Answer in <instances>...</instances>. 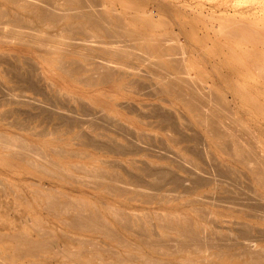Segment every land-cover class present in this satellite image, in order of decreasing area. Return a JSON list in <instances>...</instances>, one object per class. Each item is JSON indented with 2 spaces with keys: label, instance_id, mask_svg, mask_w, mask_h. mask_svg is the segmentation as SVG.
I'll use <instances>...</instances> for the list:
<instances>
[{
  "label": "rangeland",
  "instance_id": "obj_1",
  "mask_svg": "<svg viewBox=\"0 0 264 264\" xmlns=\"http://www.w3.org/2000/svg\"><path fill=\"white\" fill-rule=\"evenodd\" d=\"M97 2L99 7L110 17L112 23H122L131 32L137 43L138 54L136 52L137 56H134L127 51V55L129 57L133 55L131 57L133 59L124 56L126 54L124 51H121L122 53L112 51V48L102 46V44L97 47L98 42L104 41L101 29L91 26L83 19L74 18L72 12H68L70 15L68 14L65 20L58 22L59 24L40 25L39 33L36 32L39 35L35 34L31 38L25 35L21 37L12 32L11 28L15 26L16 19L20 18L17 16L28 17V12L20 7L23 0L18 5L7 0H0V97H2L0 98V137L6 140L11 138L10 141L14 140V142L25 141L26 146L32 147L31 153L28 152L27 155L14 154L7 149L0 148V233L13 234L28 230L36 238L42 230L46 229L55 238V248H57L55 250L63 251L64 249L63 252H65V254L55 255L50 251H40L36 257H18L14 251L15 242L8 237H1L0 257L5 259L7 256H11L10 258L18 264H26L29 261L33 264H79L78 257L73 252L79 246L75 241L77 238L92 239L94 244L98 242L96 245L99 254L106 257L107 261L112 262L117 256H120L130 259L132 264H146L144 259L147 256L153 257L152 260L155 261L161 260L162 264H248V258L241 254L240 249L244 238L240 234L238 235L240 229L236 230L235 228H240L242 224L250 225L254 236L256 235V238L253 236L254 242L257 243L256 247L260 248L264 246V239L258 238V230L255 229H264V220L254 217L252 212L247 209L231 205L228 201L224 204L226 198L223 195L227 196L226 194H228V190L225 188L230 187V189L243 194V191H248L252 186L255 191H249L254 194L258 193L254 196L264 200V182L260 181L261 174L257 172L258 168H264V0H97ZM59 5L61 8H67L66 4ZM4 10L7 13L4 14ZM4 21L5 23H3ZM71 28L74 34L69 30ZM81 29L84 32L85 30L90 32L89 34L88 32L87 34H85L86 32L80 33ZM78 30L79 32H77ZM64 36L68 39L74 37L73 40L76 39L75 37L85 40H82L84 43L79 39L77 41L81 43H76V40L75 43L69 41L71 42L69 44L68 40L65 42L61 40V37L66 39ZM98 38L100 40L96 41ZM19 39L23 41L21 42ZM27 40L30 41L28 44ZM128 41H130L129 37L126 41H118V43L121 45ZM42 46L44 47L42 48ZM182 46L184 51L181 50ZM123 47L125 48V46ZM154 47L156 50L153 49ZM3 56L7 61L2 60ZM138 57L141 58L138 59ZM172 57L177 61H183L182 64L177 63ZM76 60L79 65L81 62L85 67L77 65ZM107 62L109 65L114 64V71H112L114 73L109 79H101L99 73L102 67L109 66ZM153 62L154 66H152ZM34 64L35 70L32 69ZM65 64L70 69H75L71 72L59 69L60 65ZM257 64L261 65L257 66ZM176 65H182L188 77H193L191 80H195L194 82L201 88H209L206 90L210 91L209 95H213L211 98L218 99L216 101L222 104L219 105L215 100L204 103L205 108L203 106L201 109L206 110L207 118H201L200 107H194V103L185 99L190 95L187 86H181V90L185 92V94L183 93L185 98L182 95L178 96L179 93H176L178 91L170 86L171 76H175L177 73ZM94 66L95 68H93ZM9 68L13 71H7ZM17 68H20V71L15 70ZM27 68L30 70L29 72ZM21 72L24 74L23 78L20 75ZM90 75H94L91 80L87 79ZM26 77L29 80L34 78V82L38 80L37 83L32 82L37 87L36 89L31 86L29 80L28 82L25 80ZM138 80L141 82L138 83L141 85V89L136 83L139 82ZM16 84L23 85L21 87L18 85V87ZM158 87L162 91L158 90ZM21 88L22 90H20ZM17 94L23 98L15 97ZM11 96H14L17 101L14 102ZM10 99L13 102H10ZM19 99L24 101L19 103ZM57 102L65 105L61 104L62 106H60ZM70 104L73 108L69 107ZM79 104L81 105L79 106ZM156 106H159L158 110H155L156 114L162 113L164 117L161 114L156 117L152 116L156 115L152 110ZM216 106L229 107L227 110L226 107L219 109L220 107ZM86 107L93 114L102 113L100 114L102 119L95 123L100 125L99 127H95V124L89 125L94 123L92 120L86 122L91 119V114L87 116L88 119L83 118L86 116L85 111L88 110ZM53 109H57L56 112ZM221 110L224 112L222 113ZM28 111L32 113V116L28 117ZM57 111L59 112L57 113ZM49 112L52 113L51 116H48ZM71 112L78 116L74 115L73 124H71V119L74 117ZM59 113L61 116L58 115ZM70 113L72 118L66 119L65 117L68 115L70 117ZM145 113L146 115H144ZM168 115H175V118L171 117L170 120ZM76 118L84 120L85 123L77 122ZM165 119H169L170 123ZM102 120L107 124L104 122L102 125ZM10 121L14 123L11 124ZM108 121L112 122V125ZM211 121H217L218 129L216 131L212 128L217 125ZM172 123H175L177 127L181 125L182 128L180 127L178 130L176 126L173 127ZM118 125L123 126L125 132L128 130L132 131L131 134L135 132L133 135L135 137L129 136L128 133L125 134L122 129V131L119 130L121 132H117ZM139 133L141 134L139 135ZM197 133L200 135L199 137H197ZM150 135L151 137H149ZM152 136L153 141H151ZM189 136L196 137L198 140L203 138L201 142L204 144L196 139L191 140ZM90 138L91 144L88 145L87 142ZM194 141L199 143V149L203 148L200 150L201 152H195L193 149L197 148V143ZM239 141L242 146H245V149L240 148V151L236 149ZM227 144L232 146H230L231 150ZM125 145L126 147L119 150L121 152L116 153L117 148L121 149ZM33 149L34 151L38 149L35 155ZM250 151H254V156L257 155L256 159H253V155H249ZM40 154H44L45 158H41ZM162 155L164 157H161ZM172 156H174L173 159ZM179 156L184 161L179 160L181 158ZM174 159L183 164L186 163L187 169L193 164L199 170H202L201 167H203L204 171L209 172L207 174L215 178L218 176L215 175L216 171L212 170L216 168L217 164L223 169L232 170L234 172L231 171L233 175L231 180L238 176L236 179L240 183L241 189L244 188V190L239 191L240 185L235 184L237 182L235 179L234 183L231 181L234 186L230 181V185L223 182L199 187L198 185L193 186L189 180L190 173L183 169L184 166L180 167ZM187 160H191L189 165ZM261 161L262 164H259ZM145 162L147 163L145 164ZM148 164L152 165L150 167H170V171L173 170L179 176H185L186 184L191 186V191L183 189V186L175 187L176 184L166 180L167 184L164 182L161 185L163 181L159 184L161 188L157 187V189L154 186L151 189H157L153 190L156 193H154L156 197H153V192L150 189L142 190L141 186H138L139 184L149 185L147 180L153 181L152 184L157 182L156 176L151 174H149L151 176H146L148 172L145 171L147 173L145 175L144 169L140 170L141 167ZM95 171H101V175L105 179L102 177L103 180L100 182L98 179H93V176L90 179L88 175L95 174ZM113 174L118 177L120 182L123 180L128 188L126 186L124 191H118L116 185L125 186V184L116 182ZM132 174L133 176H131ZM135 176L144 179L138 180L139 184L137 181V184L128 181L130 179L137 180ZM183 179L185 180L184 177ZM247 182L251 186L247 185ZM237 184L239 187L236 186ZM245 185L250 187L247 189ZM172 189L174 190L171 191ZM181 191L183 194L179 193ZM204 194L206 195L204 196ZM215 195L220 196L223 200L217 202L220 204L209 203V201L220 199L215 198ZM48 198H57L62 202H72L73 205L86 208L88 211L93 210L116 231V235L118 233L121 235L123 243L120 244L119 238H112L101 231L92 233L87 229L74 228L68 224L71 215L48 210L46 206ZM198 207L202 209L199 210ZM205 210L209 212L205 213ZM206 216L207 218H205ZM116 217L132 221V229L130 226L124 228L120 222L121 219L117 220ZM184 218L199 226L201 232L205 230L213 236L230 234L234 240H238L231 250L236 251L238 256L229 259L226 254H221L222 251L219 252L216 248L207 249V252L199 254L186 250L165 254L164 246L147 245L146 241L151 238L150 235L153 237L152 239L158 237V234L162 238L173 236L174 239L176 237L178 239L180 236L174 228L179 227L180 220ZM166 222L172 223V230L161 227V224ZM13 224L15 229L12 231ZM143 224L147 225L145 231L140 229ZM135 230H138L139 233ZM155 230L156 234H154ZM126 241L128 244H125ZM85 248L91 249L92 247L86 244ZM155 248H158L160 252H157ZM129 254L132 256L135 254L138 257L131 256V258L128 257ZM7 264L14 263L11 261ZM84 264L89 263L84 262Z\"/></svg>",
  "mask_w": 264,
  "mask_h": 264
},
{
  "label": "bare ground",
  "instance_id": "obj_2",
  "mask_svg": "<svg viewBox=\"0 0 264 264\" xmlns=\"http://www.w3.org/2000/svg\"><path fill=\"white\" fill-rule=\"evenodd\" d=\"M8 2H10V3H13V4H16V5H18V3H20L22 0H7ZM59 4H66L67 5V8L66 9H64V8H61L60 7V5ZM58 5V6H57ZM20 7H22V9H24L26 12H28V17L26 18L25 16H24V18H21V17H23V16H17V18L18 17H20V18H18V19H16V24H15V26H13L12 28H11V30H13L12 32H14V33H16V34H18V35H20L21 37L23 36V35H25V36H27V37H34V35L36 34V32L38 31V30H40L39 29V26L40 25H42V24H47V23H49V24H57L58 22H61L62 20H65V18H67L66 16L70 13V12H72V14H73V17L74 18H77V19H83V20H85V21H87L88 23H90V25L91 26H93V27H98V28H100L101 29V31H102V34H103V36H104V41H102L101 40V42L102 43H97L96 44V46L97 45H101L102 44V46L103 45H105V46H108V47H110V48H112V51L114 50V51H118V52H121V51H124L126 54L124 55V56H128L127 55V51H129V53L131 52L132 54H134V56H137L135 53L137 52V54H138V51H136L137 50V43H136V40L133 38V36H132V34H131V32L127 29V28H125V26L122 24V23H120V24H116V23H112V21H111V19H110V17L104 12V10H102L100 7H99V5H98V2H97V0H23V3L22 4H20ZM136 8V7H135ZM3 12V11H2ZM5 10H4V14H5ZM69 12V13H68ZM7 13V12H6ZM115 14H116V12H115ZM149 14V13H148ZM1 15H2V13H1ZM15 15V14H14ZM70 15V14H69ZM117 15H118V12H117ZM117 15H116V17H117ZM120 15V14H119ZM4 16V15H3ZM131 16V15H130ZM6 18V17H5ZM4 18V19H5ZM8 18V17H7ZM119 19H120V17H119ZM122 19V18H121ZM1 22H2V20H1ZM13 22V21H12ZM3 23H5V21L3 22ZM14 23H15V21H14ZM87 23V24H88ZM59 24V23H58ZM78 24V23H77ZM4 26V25H3ZM3 26H2V28H3ZM45 26V25H44ZM78 26H79V24H78ZM83 26V25H82ZM88 26V25H87ZM70 27V26H69ZM72 27H73V24H72ZM76 28H77V26H76ZM75 27H74V31H75V29H76ZM64 29V28H63ZM66 30H68V29H66ZM69 30H71V33L72 34H74V31H73V29L71 28V29H69ZM82 30V29H81ZM77 32H79V30L77 31ZM84 31L82 30L80 33H83ZM86 32V33H85ZM85 34H87V32L88 31H86L85 30ZM90 32V31H89ZM89 32H88V34H89ZM232 32V31H231ZM237 32V31H236ZM37 33H39V31L37 32ZM230 33V32H229ZM9 34V33H8ZM53 34H54V32H53ZM91 34V33H90ZM165 34V33H164ZM238 34V33H237ZM12 35V34H11ZM36 35H39V34H36ZM41 35V34H40ZM54 35H56V34H54ZM92 35V34H91ZM90 35V36H91ZM94 35V34H93ZM16 36V35H15ZM158 36H160L159 34H158ZM9 37V36H8ZM21 37H18V38H20L21 39ZM55 37H57V36H55ZM65 38H66V36H64ZM92 37V36H91ZM130 38V41H128V42H124V43H122L121 45L118 43V41H126V39L127 38ZM164 37V36H163ZM5 38V37H4ZM12 38V37H11ZM45 38H46V35H45ZM73 39H74V37H72ZM76 39V41L79 39V38H77V37H75ZM131 38H132V40H131ZM8 39H10V37L8 38ZM19 39V41H23V40H20ZM73 39H68V38H66L65 40H64V38L63 37H61V40L63 41V42H65V41H67L68 40V42L69 41H74V43L76 42L75 40H73ZM102 39V38H101ZM168 39H169V37H168ZM80 41H84L85 39H79ZM99 41L100 40V38H98V39H96V41ZM172 39L170 38V41H171ZM80 41H77L76 43H81ZM82 41V43H84ZM169 41V42H170ZM30 41H28L27 40V44L29 43ZM71 42H69V44H71ZM166 42V41H165ZM173 42H174V40H173ZM73 43V42H72ZM176 43V42H175ZM175 43H174V45H175ZM169 44V43H168ZM170 44H171V42H170ZM75 45V44H74ZM123 46H125V48L123 47ZM41 47V46H40ZM44 46H42V48H43ZM98 47V46H97ZM179 47V46H178ZM177 47V48H178ZM52 48V47H51ZM86 48V47H85ZM146 48V47H145ZM182 49V51H184V48H183V46L181 47ZM125 49H126V51H125ZM147 49V48H146ZM153 49H155L156 50V47H154ZM92 50V49H91ZM106 50V49H105ZM134 50H135V52H134ZM96 51V50H95ZM140 51H142V50H140ZM139 51V52H140ZM72 52H74V51H72ZM99 52V51H98ZM107 52V51H106ZM105 52V53H106ZM123 52V53H124ZM78 53V52H77ZM122 53V52H121ZM128 53V54H129ZM163 53V52H162ZM166 53V52H165ZM164 53V54H165ZM258 54V53H257ZM13 55V54H12ZM143 55V54H142ZM117 56H118V54H117ZM122 56V55H121ZM133 56V55H132ZM131 56V57H132ZM140 56V55H139ZM4 57V56H3ZM3 57H1V58H3ZM7 57V56H6ZM85 57V56H84ZM129 57V56H128ZM131 57H129V59L131 58ZM169 57H170V55H169ZM139 58H141V57H138V59ZM175 58V57H174ZM220 58V57H219ZM4 59H6L5 57H4ZM4 59H2L3 61H7V59L6 60H4ZM99 59H102V58H99ZM104 59V58H103ZM131 59H133V58H131ZM172 59H173V57H172ZM1 60V59H0ZM28 60V59H27ZM108 60V59H107ZM141 60V59H140ZM151 60V59H150ZM149 60V61H150ZM173 60H175L177 63H179V64H182V62H180V61H177L176 59H173ZM182 60V59H181ZM29 61V60H28ZM28 61H27V63H28ZM31 61V60H30ZM100 61H102V60H100ZM76 63H77V60L75 61ZM114 62V61H113ZM157 62V61H156ZM17 63V62H16ZM26 63V64H27ZM64 63V62H63ZM108 63V65H109V62H107ZM8 64H10V63H8ZM11 64H13V63H11ZM113 63H111V65H112ZM151 64H152V62H151ZM156 64V63H155ZM158 64V63H157ZM175 64V63H174ZM173 64V65H174ZM20 65V64H19ZM30 65H31V63H30ZM77 65H79V63H77ZM80 65H82V68L83 67H85V66H83V64H81V62H80ZM79 65V66H80ZM111 65H109V66H107V67H102V70H101V72L99 73V77L102 79V78H104V79H109V77L111 76V74L112 73H114V72H112V71H114V64L111 66ZM261 65V64H260ZM260 65H258L257 64V66H260ZM17 66V65H16ZM100 66V65H99ZM105 66V65H104ZM129 66H131V65H129ZM149 66H150V64H149ZM152 66H154V62H153V65ZM157 66V65H156ZM13 67V66H12ZM31 67V66H30ZM76 67V66H75ZM81 67V66H80ZM161 67V66H160ZM16 68V67H15ZM79 68V67H78ZM93 68H95V66L93 67ZM92 68V69H93ZM96 68H97V66H96ZM186 68V67H185ZM20 69V68H19ZM18 68L17 69H15V70H19ZM32 69H34L35 70V64H34V68H33V66H32ZM59 69H62V70H64V71H69V72H71V71H73L74 69H70L69 68V66H66V64L65 65H60L59 66ZM86 69V68H85ZM88 69H90V68H88ZM161 69V68H160ZM188 69V68H187ZM10 70V68L7 70V71H9ZM27 70H28V68H27ZM131 69L129 68V71H130ZM133 70V69H132ZM175 70L177 71V73H176V75L175 76H171V79H172V81L171 82H169V84H170V86L173 88V89H176L178 92H176V93H179L178 94V96L179 95H184L185 94V92H183L184 90H181V86L182 85H185V86H187L188 88H189V96H187V94H186V98H185V96H183L186 100H188L189 102H192V103H194L195 104V106L194 107H200V109H201V107H203L204 105V103H208V102H212V101H214L215 100V98L213 97V98H211V96H213V95H209L210 94V91H207L206 89H208L209 90V88H206V85H205V88L206 89H204V88H201L196 82H194L195 80H191L192 78H189L188 77V74H186V71H185V69H184V67H182V65H176V67H175ZM10 71H13V70H10ZM20 71V70H19ZM30 70H28V72H29ZM138 71V70H137ZM163 71H165V70H163ZM34 72V71H33ZM121 72V71H120ZM119 72V73H120ZM167 72H169V71H167ZM14 73V72H13ZM18 73H20V72H18ZM23 72H21V76H22V78L24 77L23 75L24 74H22ZM94 73V72H93ZM92 73V74H93ZM118 73V74H119ZM122 73V72H121ZM140 73H142V72H140ZM15 74V73H14ZM14 74H12V75H14ZM17 74V73H16ZM26 74H28L27 73V71H26ZM32 74V73H31ZM90 74H91V72H90ZM147 74H150V73H147ZM18 76H19V74H17ZM30 75V74H29ZM32 75H34V74H32ZM151 75H152V73H151ZM154 75V74H153ZM156 75V74H155ZM15 76V75H14ZM18 76H16L17 78H18ZM20 76V77H21ZM94 76V75H93ZM93 76L92 75H90V76H88V78L87 79H89V80H91L92 78H93ZM157 76V75H156ZM13 77V76H12ZM19 77V78H20ZM28 77V76H27ZM26 77V81L28 82V78ZM31 77V75L29 76V78ZM95 77H96V75H95ZM82 78V77H81ZM103 79V80H104ZM16 80H18V79H16ZM20 80V79H19ZM21 81H22V79H21ZM30 82H31V84H32V82H34V78H33V80H29ZM38 81V80H37ZM37 81H35L36 83H37ZM131 81V80H130ZM135 81H137V80H135ZM139 81V80H138ZM151 81V80H150ZM18 82V81H17ZM29 82V83H30ZM34 82V83H35ZM164 82V81H163ZM199 82V81H198ZM34 83L31 85V86H33V88L34 89H36L37 87H35V85H34ZM86 83V82H85ZM129 83H131V82H129ZM137 84L139 83H141L140 81L139 82H136ZM182 83V84H181ZM137 84H135V85H137ZM138 84V85H139ZM154 84V83H153ZM201 84H203V83H201ZM17 86L18 85H20V84H16ZM15 85V86H16ZM23 84H21L20 85V87L22 86ZM37 85V84H36ZM44 85V84H43ZM155 85V84H154ZM204 85V84H203ZM3 86V85H2ZM30 86V88L32 89V87ZM140 86L141 85H139L138 87L140 88ZM19 87V86H18ZM26 87V86H25ZM28 87H29V85H28ZM42 87V86H41ZM208 87V86H207ZM4 88V87H3ZM6 88V87H5ZM11 88V87H10ZM15 88V87H14ZM43 88V87H42ZM47 88V87H46ZM49 88V87H48ZM150 88V87H149ZM148 88V89H149ZM222 88H223V86H222ZM141 89V88H140ZM212 89V88H211ZM233 89V88H232ZM246 89V88H245ZM3 90V89H2ZM20 90H22V88L20 89ZM51 90V89H50ZM151 90H153V89H151ZM155 90V89H154ZM158 90H160V91H162L161 89H160V87H158ZM213 91V90H212ZM6 92V91H5ZM33 92H34V90H33ZM137 92V91H136ZM215 92V91H214ZM3 93V92H2ZM52 93V92H51ZM158 93H160V92H158ZM184 93V94H183ZM212 94H213V92H211ZM5 94V93H4ZM46 94V93H45ZM64 94V93H63ZM235 94V93H234ZM237 94V93H236ZM23 95V94H22ZM52 95H53V93H52ZM177 95V94H176ZM8 96V95H7ZM19 96H21V95H19ZM18 96V94H17V96H15V97H19ZM57 96V95H56ZM5 97H6V95H5ZM12 97H13V99H14V96H11V99H12ZM22 97V96H21ZM55 97V96H54ZM219 97V96H218ZM0 98H2V97H0ZM8 98V97H7ZM10 98V97H9ZM20 98V97H19ZM23 98V97H22ZM56 98V97H55ZM257 98V97H256ZM10 99V100H11ZM21 99V98H20ZM20 99L18 100V101H20ZM61 99V98H60ZM65 99H67V98H65ZM219 99H220V97H219ZM6 100V99H5ZM32 100H34V99H32ZM46 100V99H45ZM216 100H218V99H216ZM215 100V102H219V101H216ZM17 101V99L15 98L14 99V102H16ZM24 100H22V101H20L19 103H21V102H23ZM49 101V100H48ZM61 102H62V100H60ZM65 101H67V100H65ZM65 101H64V103H65ZM10 102H13V100H11ZM26 102H28V100H26ZM25 102V103H26ZM30 102V101H29ZM54 102V101H53ZM61 102H57V103H59L60 104V106H64L65 104H62ZM83 102V101H82ZM215 102H214V104H215ZM18 103V102H17ZM220 103V102H219ZM218 103V104H219ZM54 103H52V105H53ZM62 104V105H61ZM84 104V103H83ZM197 104V105H196ZM45 105V104H44ZM55 105V104H54ZM81 104H79V106H80ZM193 105V104H192ZM217 105V104H216ZM219 105H222V104H219ZM83 106V108H85L84 107V105H82ZM31 107H33V106H31ZM36 107H37V105H36ZM54 107V106H53ZM69 107H72L73 108V106H71V104H70V106ZM89 107V106H88ZM136 107V106H135ZM134 107V108H135ZM159 106H156V108H154V109H152L153 111H155V110H158L157 108H158ZM216 107H220V106H216ZM224 107H226V106H224ZM224 107H220L219 109H221V108H224ZM229 107V106H228ZM228 107H226V109L228 108ZM42 108V107H41ZM55 108V107H54ZM87 108V107H86ZM160 108H162V107H160ZM204 108H205V106H204ZM10 109V108H9ZM20 109V108H19ZM22 109V108H21ZM47 109V108H46ZM88 109V108H87ZM151 109V108H150ZM203 109V108H202ZM201 109V110H202ZM226 109H224V110H226ZM241 109V108H240ZM7 110V109H6ZM6 110H5V112H6ZM14 110V109H13ZM27 110H29V109H27ZM27 110H26V112H27ZM48 110V109H47ZM54 111L55 110H57V109H53ZM74 110V109H73ZM80 110H82V109H80ZM84 110H86V109H84ZM137 110V109H136ZM159 110H161V109H159ZM192 110V109H191ZM205 110V109H204ZM204 110H202L201 112H200V117L201 118H204V117H206L207 118V114H206V110H205V112H203ZM208 110V109H207ZM223 110V109H222ZM221 110V112L223 113L224 111H222ZM228 110V109H227ZM242 110V109H241ZM7 111H11V110H7ZM23 111V110H22ZM44 111H45V109H44ZM52 111V110H51ZM50 111V112H51ZM53 111V112H54ZM67 111H70V110H67ZM67 111H65V114H67L66 112ZM72 111V110H71ZM87 111V112H86ZM85 111V113H86V116L85 117H83V118H87V116H89L90 114V118L91 119H89V120H87L86 122L88 123V121H90V120H92V121H94V123H90L89 125H91V124H95V123H98V121H100L102 118V116L100 115V114H102L101 112H100V114L98 115V114H93L92 113V111L90 112V110L88 109V110H86ZM99 111V110H98ZM209 111V110H208ZM20 112V111H19ZM29 112V111H28ZM42 112V111H41ZM47 113L48 114V116L50 115L51 116V114L52 113ZM56 112V111H55ZM59 111H57V113H58ZM62 112H64V110H62ZM162 112V111H161ZM167 112V111H166ZM170 112V111H169ZM10 113H12V112H10ZM10 113H8V114H10ZM21 113V112H20ZM69 113V112H68ZM71 113H73V115L71 114ZM70 113V117H69V115L67 116V117H65L66 119H71L72 117H71V115L74 117V112H71ZM96 113V112H95ZM97 113H99V112H97ZM144 113V112H143ZM157 112L155 111V114H156ZM168 113V112H167ZM167 113H164V114H167ZM207 113H209V112H207ZM227 113V112H226ZM2 114V113H1ZM28 114V117H29V115H31L32 113L31 112H29V113H27ZM61 113H59L58 115L59 116H61L60 115ZM158 114H161L162 115V113H158ZM158 114H156V115H152L153 117L155 116H158ZM4 115H6V114H4ZM11 115V114H10ZM64 115V114H63ZM63 115H62V117H63ZM79 115V114H78ZM144 115H146V113L144 114ZM151 115V114H150ZM172 115H173V113H172ZM172 115H168V116H170L169 117V119L172 117V118H175L174 116H172ZM215 115V114H214ZM9 116V115H8ZM7 116V117H8ZM32 116V115H31ZM45 116H46V114H45ZM75 116H77V115H75ZM79 116H81V115H79ZM163 117H164V115H162ZM181 116V115H180ZM78 117V116H77ZM165 117H167L166 115H165ZM32 118V117H31ZM81 118V117H80ZM209 118V117H208ZM60 119H62V118H60ZM75 119V117L74 118H72L71 119V124H73L74 122L72 121V120H74ZM77 119V118H76ZM82 119V118H81ZM88 119V118H87ZM168 119V120H169ZM22 120V119H21ZM78 121L77 122H79L80 123V121H83V123H85L84 122V120H80V119H77ZM104 120H105V118H104ZM104 120H102L103 122H102V125H103V123L106 121H104ZM167 119H165V121H166ZM167 120V121H168ZM171 120V119H170ZM15 121V120H14ZM91 121V122H92ZM111 121V120H110ZM148 121V120H147ZM160 121V120H159ZM198 121V120H197ZM11 122V121H10ZM17 122V121H16ZM20 122V121H19ZM18 122V123H19ZM22 122H23V120H22ZM25 122H26V119H25ZM41 122H42V120H41ZM70 122V121H69ZM107 122V121H106ZM105 122V123H106ZM163 122V121H162ZM209 122V121H208ZM211 122H215V121H211ZM211 122H210V124H211ZM217 122V121H216ZM215 122V123H216ZM14 122H11V124H13ZM17 123V124H18ZM108 123H110L109 121H108ZM112 123V122H111ZM110 123V125H112ZM119 123V122H118ZM118 123H116V124H118ZM148 123V122H147ZM167 123V122H166ZM168 123H170L169 121H168ZM16 124V123H15ZM21 124V123H20ZM20 124H19V126H20ZM25 124V123H24ZM56 124H57V122H56ZM70 124V126L72 127V125ZM107 124V123H106ZM106 124H105V126H106ZM122 124V123H121ZM150 124V123H149ZM179 124V123H178ZM177 124V125H178ZM47 125V124H46ZM101 125V126H102ZM109 125V124H108ZM172 125H173V127L175 128V126H176V124L174 123H172ZM180 125V124H179ZM216 125L217 126H215V128L213 127L212 129L213 130H217L218 129V124L216 123ZM22 126H25V125H23L22 124ZM21 126V127H22ZM26 126H27V124H26ZM81 126V125H80ZM99 127L98 125H96L95 124V127ZM119 126V128H117V132H121L122 130H123V132L125 133V134H127L128 133V135L129 136H133L134 135V133L135 132H133V134H131L130 132H132V131H130L129 132V130H128V132H125L124 131V127L122 128L121 127V125H118ZM117 126V127H118ZM21 127H19V128H21ZM52 127V126H51ZM89 127V126H88ZM94 127V128H95ZM177 127V126H176ZM180 127H181V125H180ZM179 126L176 128V129H178V128H180ZM23 128V127H22ZM108 128V127H107ZM106 128V129H107ZM110 128V127H109ZM113 128V127H112ZM128 128V127H127ZM182 128V127H181ZM93 129V128H92ZM105 129V130H106ZM122 129V130H121ZM52 130H53V128H52ZM114 130V131H115ZM119 130H121V131H119ZM178 130H180V129H178ZM182 130V129H181ZM44 131V130H43ZM42 131V132H43ZM54 131V130H53ZM38 132V131H37ZM80 132H82V131H80ZM40 133H41V131H40ZM78 133V132H77ZM83 133V132H82ZM124 133H123V135H124ZM122 134V133H121ZM141 133H139V135H140ZM81 135V134H80ZM85 135H87L88 136V134H85ZM143 135H145V134H143ZM191 135H192V133H191ZM197 135V137H199L200 135H198V133L196 134ZM1 136V135H0ZM90 136V135H89ZM91 136H93V135H91ZM129 136H127V137H129ZM2 137H4L3 135H2ZM126 137V138H127ZM135 136H133V138H134ZM140 137V136H139ZM149 137H151V135L149 136ZM190 137V139L191 140H193V139H196V137L195 138H192L191 136H189ZM236 137V136H235ZM6 138H8V137H6ZM10 138V137H9ZM89 138V137H88ZM131 138V137H130ZM234 138V137H233ZM11 139V138H10ZM10 139L9 140H6V139H4V138H1L0 137V148H2V149H7V150H9L10 152H13L14 154H18V155H20V154H25V155H27L28 154V152H30L31 153V148L27 145H25L26 144V142L25 141H23V142H21V141H18V142H14V140L12 141H10ZM136 139V138H135ZM135 139H134V141H135ZM140 139H141V137H140ZM152 140L151 141H153L154 140V138H153V136H152V138H151ZM202 140H203V138H201ZM198 140V138L196 139V140H198V142H201L202 140ZM91 138L89 139V141L88 142H90V143H88L87 142V144L89 145V144H91ZM127 140H130L131 141V139H128L127 138ZM142 140V139H141ZM114 141V140H113ZM129 141V142H130ZM133 141V142H134ZM163 141V140H162ZM227 141H229V140H227ZM25 142V143H24ZM118 142V141H117ZM136 142V141H135ZM139 142V141H138ZM159 142V141H158ZM194 142H196V141H194ZM113 143V142H112ZM154 142H152V144H153ZM160 143H162V142H160ZM197 143V142H196ZM201 143H203V142H201ZM229 143V142H228ZM95 144V143H94ZM114 144V143H113ZM135 144V143H134ZM144 144V143H143ZM148 144V143H147ZM164 144V143H163ZM199 143H197V148H198V145ZM204 144V143H203ZM202 144V145H203ZM230 144H231V142H230ZM101 145H103V143H101ZM138 145H139V143H138ZM149 145V144H148ZM154 145V144H153ZM237 145H238V147L236 148L237 150H239L240 151V148H242V149H245V146H242V144H240V141L239 142H237ZM30 146H31V144H30ZM33 146V145H32ZM96 146H97V143H96ZM113 146V145H112ZM118 146V145H117ZM129 146V145H128ZM141 146V145H140ZM139 146V147H140ZM195 146H196V144H195ZM227 146H228V144H227ZM231 145H229L228 147H229V149L232 147H230ZM98 147H99V145H98ZM113 147H115V146H113ZM124 147H126V145L125 146H122V148L121 149H119V148H117V151H116V149H114V151H116V153L119 151V150H122ZM136 147H138V146H136ZM193 147V146H192ZM200 147V146H199ZM150 148V147H149ZM197 148H193L194 150H195V152H201L200 150L201 149H203V148H201V149H199V151H198V149ZM36 149V148H35ZM111 149V148H110ZM128 150H129V147L127 148ZM140 149V148H139ZM147 149H148V147H147ZM193 149H191V150H193ZM38 150V149H37ZM36 150V151H37ZM60 150V149H59ZM127 150V151H128ZM231 150V149H230ZM33 151H34V149H33ZM36 151H34V155H35V152ZM126 151V152H127ZM132 151V150H131ZM130 151V152H131ZM133 151H135V149H133ZM132 151V152H133ZM137 151V150H136ZM139 151V150H138ZM204 152H205V149L203 150ZM203 151H202V153H203ZM41 152V151H40ZM110 152V151H109ZM119 152H121V151H119ZM129 152V151H128ZM160 152V151H159ZM195 152H192V153H195ZM251 153H249V155L250 156H252L253 157V159H256V156H254L255 154H253L254 153V151H250ZM38 153H39V151H38ZM42 153V152H41ZM122 153H123V151H122ZM232 154H233V152H231ZM196 154V153H195ZM37 155V154H36ZM40 155H42V154H40ZM44 155V154H43ZM43 155L41 156V158L43 157ZM167 155V154H166ZM165 155V156H166ZM204 155V154H203ZM240 155V154H239ZM245 155V154H244ZM160 156V155H159ZM169 156V155H168ZM175 156V155H174ZM174 156H172V159H173V157ZM201 156V155H200ZM242 156V155H241ZM161 157H164L163 155L161 156ZM167 157V156H166ZM179 157H181V156H179ZM244 157H246V156H244ZM43 158H45V156L43 157ZM170 158V157H169ZM207 158V157H206ZM213 158V157H212ZM236 158V157H235ZM246 158H248V157H246ZM251 158V157H250ZM258 159H259V157H257ZM175 159H176V156H175ZM174 159V160H175ZM244 159V158H243ZM179 160H182V161H184L183 159H182V157L179 159ZM179 160H175L176 161V163L178 162L179 163V165H180V167H183L184 166V170L185 171H187L188 173H190V177H189V180H190V182L192 183V185L193 186H197L198 185V187L199 186H203V185H206V184H210V183H216V184H220V183H223V182H227L229 185H230V182L231 181H233V183L235 182V181H237V179L236 178H238V176H237V174H236V178L234 177V179H235V181H234V179L233 180H231L232 179V172H234V171H229V169L228 170H226V169H223V168H221V167H219L218 166V164H217V166L215 165V169L214 170H212V171H216V173H215V175L216 176H218V178H215V177H213V176H210L209 174H207V173H209V172H206V171H204L203 170V167H201V166H199V167H201L202 168V170H199L198 168H196L195 167V165L193 164V166L191 165V166H189V168L187 169L186 167H187V165H186V163H182V162H180ZM142 161V160H141ZM170 161H172V160H170ZM187 161H189V160H187ZM212 161V160H211ZM241 161V160H240ZM253 161H256V160H253ZM257 161H259V160H257ZM191 162V160L188 162V165H189V163ZM147 162H145V164H146ZM210 163V162H209ZM213 163V162H212ZM259 163V162H258ZM264 163V162H263ZM144 164V165H145ZM215 164V163H214ZM213 164V165H214ZM259 164H262V161H261V163H259ZM54 165V164H53ZM39 166V165H38ZM118 166V165H117ZM137 167H138V165H136ZM150 166H152V165H150V164H148V165H146V166H144V167H141V166H139V167H141L140 168V170L141 169H144L143 171L145 172H148V174L145 172L144 174L146 175V176H148L149 174H151V175H154V176H156V181L157 182H154L153 184L151 183V182H153V181H151L150 182V180L148 181L147 179V182L148 183H150L149 185H145V184H143V186H142V184L140 185L139 183L140 182H138V180H143L144 178L143 177H141V178H143V179H140V177L138 176H135V177H137V180H134V181H132L131 179L130 180H128L129 182H135V184H137V182H138V186H141V189L143 190V189H145V188H147L148 190L150 189H152L154 186L157 188H161V185H163L164 184V182H165V184H167L166 183V180H169V182L171 181V182H173L174 184H176L175 185V187L176 186H183V189L185 188V189H189L190 190V185H187L186 183H187V178L185 177V176H179V174H177V173H175L173 170L172 171H170V167L169 168H167L165 165V167H150ZM212 166V165H211ZM226 166V165H225ZM260 166V165H259ZM80 167V166H79ZM190 167H192V168H190ZM263 167V166H262ZM125 168V167H124ZM226 168V167H225ZM258 168V167H257ZM76 169H77V167H76ZM233 169V168H232ZM81 170V169H80ZM124 170H126V169H124ZM132 170V169H131ZM133 171V170H132ZM237 171H239V170H237ZM50 172H52V171H50ZM85 172V171H84ZM127 172V171H126ZM129 172H131V171H129ZM128 172V173H129ZM174 172V173H173ZM257 172H259L260 174H261V177H260V181H262V182H264V168H258V170H257ZM95 174H92V175H88V177L90 178V177H92L93 176V179H98L99 180V182L101 181V180H103V176L101 175V171H95L94 172ZM105 173V172H104ZM103 173V174H104ZM132 173V172H131ZM138 173V172H137ZM245 173V172H244ZM50 174H52V173H50ZM211 174V173H210ZM115 174H113V176H114ZM129 175V174H128ZM138 175H140V174H138ZM151 175H149V176H151ZM245 175V174H244ZM131 176H133V174L131 175ZM131 176H130V178H131ZM141 176V175H140ZM235 176V175H234ZM103 177V178H102ZM120 177V176H119ZM183 177L185 178V180L183 179ZM255 177V176H254ZM76 178V177H75ZM84 178H87V177H85L84 176ZM139 178V179H138ZM245 178H246V176H245ZM91 179V178H90ZM105 179V178H104ZM120 179H121V177H120ZM114 180L116 181V182H120L119 181V179H118V177L117 176H114ZM249 180V179H248ZM137 181V182H136ZM162 181H163V183H162ZM184 181H186L185 183H184ZM230 181V182H229ZM243 181V180H242ZM147 182H146V184H147ZM240 182V181H239ZM257 182H258V180H257ZM98 183V182H97ZM121 184H123L124 182H123V180H121V182H120ZM157 183V184H156ZM160 183H162L161 185H159ZM232 182H231V184H233ZM236 183H238V181L237 182H235V184ZM246 183V182H245ZM125 184V183H124ZM239 185H240V183H238ZM236 185V186H238L239 187V185ZM261 184V183H260ZM97 185V184H96ZM95 185V186H96ZM107 185V184H106ZM156 185H158V186H156ZM228 185V186H229ZM247 185H250L248 182H247ZM247 185H245V186H247ZM108 186V185H107ZM114 186V185H113ZM127 186V187H126ZM233 186H234V184H233ZM235 186V187H236ZM244 186V185H243ZM251 186V185H250ZM250 186H247V189L250 187ZM128 188V185H126L125 184V186H120V185H116V189L118 190V191H124L123 189L124 188ZM237 187V188H238ZM131 188V187H130ZM129 188V189H130ZM156 188H154L153 190L155 191V189ZM157 188V189H158ZM170 188V187H169ZM168 188V189H169ZM242 187H241V185H240V188H238L239 189V191L240 190H242L241 189ZM141 189H138V190H141ZM156 189V190H157ZM171 189V188H170ZM177 189V188H176ZM225 189H227L228 190V194H226L227 196H225V195H223L224 196V198H226L225 199V202H224V204L225 203H227L226 201H228L231 205L233 204V205H236V206H238V208H240V207H242V208H244V209H247V210H249V211H251L252 212V215L254 216V217H259L260 219H262V220H264V200L262 199V198H258V196L256 197V196H254V195H257V194H254V192L252 193V192H250L251 190L252 191H255V190H253L252 189V186H251V189H248V191L247 190H245L246 192H244L243 190H244V188H243V194H242V192H238V191H235V190H232V189H230V187L229 188H225ZM153 190H151L152 192H153ZM174 189H172L171 191H173ZM250 190V191H249ZM112 191H114V190H112ZM127 191V190H126ZM129 191V190H128ZM145 191H147V190H145ZM166 191H167V189H166ZM171 191H169V192H171ZM184 191V190H183ZM191 191V190H190ZM224 191H226V190H224ZM168 192V191H167ZM230 192V193H229ZM122 193V192H121ZM151 193V192H150ZM155 192H153V197H156V196H154L155 194H154ZM163 193H164V191H163ZM166 193V192H165ZM180 194L182 193V191L181 192H179ZM241 193V194H240ZM176 194H177V191H176ZM183 194V193H182ZM163 194L161 193V196H162ZM206 194H204V196H205ZM161 196H160V198H161ZM175 196V195H174ZM210 196V195H209ZM216 197L215 198H220V196H218V195H215ZM218 196V197H217ZM222 196V197H223ZM260 196V195H259ZM163 197V196H162ZM176 197V196H175ZM208 197V196H207ZM211 197V196H210ZM213 197V199H215L214 198V196H212ZM202 198H204L203 196H202ZM213 199H210V200H213ZM47 200V199H46ZM192 200V199H191ZM209 200V199H208ZM78 201V200H77ZM219 201H223V200H221V198L220 199H218V200H216L215 199V201L213 200V202L212 201H209V203H217V202H219ZM47 202V208H48V210L49 211H57V212H60L61 214L62 213H66V214H68V215H71L70 216V218H69V220H68V224H70L71 226H73L74 228H76V229H79V230H84V229H87V230H89L90 232H92V233H94V232H97V231H101V232H104L105 234H107L108 236L110 235L112 238H119L118 239V241L120 242V244L121 243H123V241L121 240V235H116L115 234V230H113L112 229V227L111 226H109V224L104 220V219H102L100 216H99V214H97L96 212H94L93 210H86V208H83V207H78L77 205H73L72 204V202H62V201H60V200H57V198H48V201H46ZM222 203V202H221ZM217 204H220V203H217ZM230 205V206H231ZM227 206V205H226ZM229 206V205H228ZM197 209H199V207L197 208ZM200 209H202V208H200ZM199 209V210H200ZM203 209H205V208H203ZM117 210V209H116ZM206 211V210H205ZM204 211V212H205ZM209 212V211H208ZM207 211L205 212V213H208ZM120 213V212H119ZM128 214V213H127ZM122 215V214H121ZM202 215V214H201ZM113 216H114V214H113ZM202 216H205V215H202ZM130 217V216H129ZM161 217V216H160ZM208 217H209V215H208ZM118 217H116V219H117ZM158 218V217H157ZM205 218H207V216L205 217ZM121 219V218H120ZM120 219H117V220H120ZM160 219V218H159ZM209 219V218H208ZM210 221V220H209ZM67 222V221H66ZM120 222L122 223V225H123V227L124 228H128L129 226H130V228H131V226H133V223H132V221H130L129 219H121L120 220ZM160 222V221H159ZM162 222V221H161ZM171 222V221H170ZM238 222V221H237ZM179 223V222H178ZM180 226L179 227H176V228H174L175 229V231L177 232V234L180 236L178 239H177V237L174 239L173 238V236H171V238H173V239H171L170 237H159V234H158V237H155V239H152L153 237L150 235L149 237H151L149 240H147L146 242H147V245L148 246H150V245H156V246H160V245H162V246H164L165 248H166V250H165V254H173V253H175V252H182V251H191V252H194V253H201V252H204V251H206L207 249H210V248H216V249H218L219 250V252L220 251H222V252H220L221 254L223 253V254H226L227 256H228V258L229 259H233V257L234 256H238L235 252L236 251H231L232 250V248L234 247V245L236 244V242L238 241H236V240H234V238H232V236H230V234L229 235H227V236H224L223 234L222 235H217L216 233V236H213V235H210L209 233L210 232H208V231H205V230H203V232H201V230H200V228H198L199 226H196V224L195 223H192V221H190V220H188V219H182V220H180ZM212 223H213V221H212ZM238 223H241V222H238ZM248 224V223H247ZM37 227V226H36ZM161 227H163V228H167L168 230H172L173 229V227H172V223H163V224H161ZM256 227V226H255ZM255 227H254V229H255ZM257 228V227H256ZM11 229H12V231L15 229V225L13 224L12 226H11ZM40 229V227L38 228V230ZM132 229V228H131ZM140 229H141V231H145V230H147V225L145 224H143L141 227H140ZM151 229V228H150ZM202 229V228H201ZM234 229V228H233ZM236 230L237 229H240L239 231H240V233L238 232V235L240 234V236H242L243 238H244V241L241 243L242 244V246H241V254L244 256V257H247L248 258V264H264V246H262V247H260V248H258V247H256V245H257V243L256 242H254V239L256 238L255 236H254V234H253V229L251 228V226L250 225H240V228H235ZM46 230V229H45ZM42 230L38 235H37V237L35 238V237H33L30 233H29V231L28 230H23V231H18V232H15V233H13V234H11V233H9V234H2V233H0V238L1 237H8L9 239H11L12 241H14L15 243H14V251H15V253H16V255H18V257H20V256H33V257H36L37 256V254H38V252H40V251H50V252H53V253H55V255H58V254H60V253H62V254H65V252H63L64 251V249H63V251H59V250H55V249H57V248H55L56 247V241H55V238L53 237V235L50 233V231L49 230ZM134 230V229H133ZM256 231L258 230V235H259V237L258 238H260V239H264V229H261V230H259V229H255ZM136 232H138V230H135ZM156 232V230L154 231V234H156L155 233ZM139 233V232H138ZM229 233H230V231H229ZM63 235V234H62ZM237 235V234H236ZM235 235V236H236ZM120 236V237H119ZM253 236L255 237L254 239H253ZM123 238V237H122ZM75 239V238H74ZM146 239V238H145ZM75 241H76V243H78L79 244V246L77 247V249H76V251H73V252H75V254L77 255V257H78V262H79V264H84V262H87V263H89V264H132V262H131V260L130 259H126L125 257H120V256H117L116 257V259L112 262V261H107V258L106 257H104V256H101L100 254H99V252H98V248H97V243L98 242H96V244H94V242L92 241V239H88V240H85V239H75ZM128 241V240H127ZM127 241H126V243L125 244H128L127 243ZM241 242V241H240ZM86 244H89L92 248L91 249H87V248H85V246H86ZM118 244V243H117ZM125 244H123V245H125ZM100 246V245H99ZM132 246V245H131ZM102 247V246H101ZM107 248V247H106ZM109 248H111V247H109ZM103 249H105V248H103ZM156 250H157V252H160V251H158V248H155ZM162 249V248H161ZM52 250V251H51ZM61 250V249H60ZM68 250V249H67ZM111 250H112V248H111ZM69 251V250H68ZM107 251V250H106ZM114 251V253H115V250H113ZM73 252H71L72 254H73ZM207 252V251H206ZM162 253V252H161ZM233 253V254H232ZM74 254V255H75ZM128 254V253H127ZM163 254H164V252H163ZM240 255V254H239ZM72 256V255H71ZM116 256V255H115ZM131 257L132 255H128V257ZM11 256H7V258H5L4 259V257L2 258V257H0V264H7V263H9V262H13L14 264H18V263H16V261L14 260L13 261V259L12 258H10ZM132 257H136V255L134 254ZM131 257V258H132ZM138 257V256H137ZM136 257V258H137ZM8 258H10V259H8ZM153 258V257H152ZM152 258H149V257H145V259H144V262L146 261L147 263L146 264H162L161 262V260H159V261H155L154 259L152 260ZM141 259H142V256H141ZM204 259V258H203ZM26 264H33L31 261H29V262H27ZM133 264H135V263H133Z\"/></svg>",
  "mask_w": 264,
  "mask_h": 264
}]
</instances>
